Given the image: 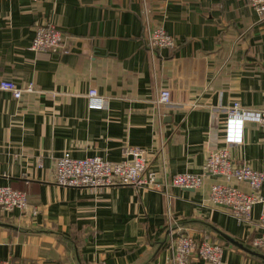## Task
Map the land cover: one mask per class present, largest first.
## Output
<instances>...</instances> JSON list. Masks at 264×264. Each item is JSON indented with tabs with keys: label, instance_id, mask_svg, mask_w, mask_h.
I'll list each match as a JSON object with an SVG mask.
<instances>
[{
	"label": "crops",
	"instance_id": "0c3cea01",
	"mask_svg": "<svg viewBox=\"0 0 264 264\" xmlns=\"http://www.w3.org/2000/svg\"><path fill=\"white\" fill-rule=\"evenodd\" d=\"M143 2L0 0V81L36 89L18 101L0 91V187L26 192L39 212L0 208V264H170L169 213L197 244L222 245L224 264H264L252 243L263 232L262 207L254 206L250 223L211 208V186L226 183L220 175L169 194L55 183L57 158L117 163L127 146L146 150L158 177L164 160L170 178L199 174L210 153L227 147L226 109L235 102L264 109V18L247 0H146L151 23L178 43L155 57L143 40ZM46 23L67 36L69 54L31 49ZM93 88L105 108L88 106ZM161 90L170 91L171 104L159 108ZM244 137L228 148L233 164L264 168L263 128L247 122ZM71 236L77 244L63 242ZM189 262L211 264L196 255Z\"/></svg>",
	"mask_w": 264,
	"mask_h": 264
},
{
	"label": "built area",
	"instance_id": "2783aa9c",
	"mask_svg": "<svg viewBox=\"0 0 264 264\" xmlns=\"http://www.w3.org/2000/svg\"><path fill=\"white\" fill-rule=\"evenodd\" d=\"M252 9L264 18V0H247ZM143 15L145 16L144 43L148 51L155 57L160 50H171L177 48V39L167 33L162 24L153 25L151 23L150 10L144 0ZM35 39L32 45L34 52H45L54 54H69L70 45L68 38L55 24L46 23L37 27ZM0 91L12 94L15 100H20L23 93H35L33 84L26 88H18L15 82L2 79L0 81ZM88 106L95 109H103L107 105L104 97L93 88L88 94ZM171 94L169 90H161L155 104L160 108L162 105L171 104ZM226 122L224 137L227 147L210 153L203 165V170L199 174L181 173L170 178L165 160L163 163L162 176L158 177L149 169V160L146 157V150L140 147L127 146L123 150L122 162L107 161L99 156L88 158H72L70 154H65L57 158L55 167V183L66 188H85L91 192L102 191L111 186L131 185L137 190L158 191L169 194V188L196 190L203 185L204 177L222 176L226 183H217L211 186L209 205L213 209H222L236 218L238 222L250 223L252 221V211L255 205H260L262 211L259 217V227L262 234L254 238L253 247L264 252V196L262 187L264 185V168L257 170L247 165L236 166L233 164L232 156L228 148L243 144L244 128L247 122H255L264 130V109H246L240 102H235L226 109ZM162 156L164 146L162 147ZM245 183L251 190L246 193L232 186V181ZM0 208L3 211H18L27 214L32 218L39 215L38 209L28 201L26 192L15 191L10 186L0 187ZM169 239L168 263L189 264L192 256H197L211 264H224V248L220 244H213L196 241L187 234H182V228L169 213L168 216ZM1 264H18L10 261ZM37 264V263H29Z\"/></svg>",
	"mask_w": 264,
	"mask_h": 264
},
{
	"label": "trees",
	"instance_id": "16d2710c",
	"mask_svg": "<svg viewBox=\"0 0 264 264\" xmlns=\"http://www.w3.org/2000/svg\"><path fill=\"white\" fill-rule=\"evenodd\" d=\"M65 238H62L64 243H67L70 240H75V244H77L78 240H76V238L74 236H71L70 238H66V240H64ZM66 245V244H65ZM66 248L70 249L71 247H69V245H66Z\"/></svg>",
	"mask_w": 264,
	"mask_h": 264
}]
</instances>
